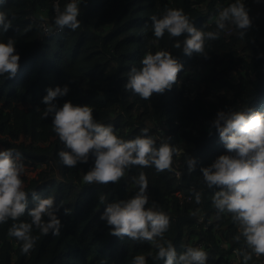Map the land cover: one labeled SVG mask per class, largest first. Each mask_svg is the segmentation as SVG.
<instances>
[{
	"label": "trees",
	"instance_id": "1",
	"mask_svg": "<svg viewBox=\"0 0 264 264\" xmlns=\"http://www.w3.org/2000/svg\"><path fill=\"white\" fill-rule=\"evenodd\" d=\"M55 1L61 9L67 3L0 0V13L12 22L7 32L0 29V42L13 38L21 57L14 78L0 76V132L4 133L0 148L15 149L23 165L40 168L33 176L21 177L28 193V209L35 207L33 192L41 198H53L63 227L58 236L51 232L42 235L33 228V236L39 238L29 253H23L21 242L8 235L12 221L0 224V264H132L137 255L145 256L147 264H164L163 260H153L157 250L151 243L110 235L106 222L100 219L107 204L135 195L138 188L132 177L140 172L148 180L146 207L155 204L157 211L169 216L163 239L171 242L178 255L189 246L200 247L207 253L206 264H228V258L235 254V264H245L242 253L250 249L242 236L235 239L239 231L231 214L219 213L213 206L212 196L220 189L207 187L201 169L221 155L232 154L214 126L218 112L264 113V14L253 17L254 0L243 2L252 21L244 37L229 24L231 33L226 28L220 31L219 39L206 40V56H189L182 47L175 48L184 36L171 38L165 33L157 39L151 17H161L169 8L182 9L198 30L216 32L219 9L235 0H80V27L45 35L41 20L46 18L55 25ZM161 50L183 65L177 83L150 100L125 90L131 68H140L146 53ZM192 62L201 64L204 73L191 86L179 87ZM65 85L68 94L54 102L91 106L95 120L111 126L124 140L134 139L147 127L157 146L166 142L176 148L172 171L134 166L119 183H84L82 177L94 159L74 168L64 166L58 157L64 145L53 131V115L44 117L47 106L42 100L47 89ZM212 88L216 90L211 92ZM190 158L196 160L191 173ZM197 192L201 194L199 204L195 201ZM64 208L71 214L66 216ZM199 216L205 219L200 225ZM20 220L30 222L27 209ZM247 264H264V256L252 254Z\"/></svg>",
	"mask_w": 264,
	"mask_h": 264
},
{
	"label": "clouds",
	"instance_id": "2",
	"mask_svg": "<svg viewBox=\"0 0 264 264\" xmlns=\"http://www.w3.org/2000/svg\"><path fill=\"white\" fill-rule=\"evenodd\" d=\"M54 24L59 29L69 28L75 31L80 27L79 0H69L63 7L55 5ZM152 30L157 39L165 33L171 38L184 36V40L174 44L183 48L186 55L197 53L206 56V40L219 39L220 31L229 24L235 25L241 38L245 30L251 27V19L243 0H235L229 6L218 11L215 17L216 32L198 30L182 9L169 8L161 17L153 15ZM12 26L11 20L0 13V29L7 32ZM50 33L51 28L45 27ZM21 57L16 51L15 41L8 38L0 42V76L14 78L19 70ZM141 67H133L128 73L125 90L131 91L143 100H150L156 94H163L177 83L178 73L183 65L171 53L165 50L155 54L148 52L140 61ZM69 88L65 85L47 89L42 103L47 107L44 117L53 115V131L64 145L59 151L60 162L74 168L78 163L87 164L94 159L93 166L83 175L86 184H113L125 176L126 170L138 166L155 167L158 172L172 171L174 154L178 150L171 144L155 140L148 135L149 128L141 130V135L124 140L118 137L111 126L97 122L93 108L89 105H74L71 101L57 107L54 101L66 96ZM220 139L231 155H221L214 163L201 169L204 183L209 189L219 188L212 196L213 206L219 213L231 214L238 226L239 240L242 236L250 252L242 253L245 264L252 258L264 256V113L250 111H220L214 121ZM188 170H195L196 160L187 161ZM24 165L20 153L15 149L0 150V224L12 221L8 235L21 242V251L29 253L39 237L33 236V228L42 235L58 236L63 227L57 213L60 208L54 206L53 198H41L32 193L35 207L28 209V193L24 191ZM138 191L129 199L107 204L100 216L110 229V235L123 239L147 241L156 251L154 261L164 264H206L207 253L200 247H187L179 255L170 241L163 239L170 225L169 216L157 211L155 204H149L147 195L148 180L144 172L132 177ZM195 201L201 203V194L195 193ZM103 203V197H101ZM30 222L20 218L25 214ZM64 214L70 215L64 208ZM193 212L192 215H197ZM45 217L47 219H45ZM132 264H147L143 255L133 258Z\"/></svg>",
	"mask_w": 264,
	"mask_h": 264
},
{
	"label": "built area",
	"instance_id": "3",
	"mask_svg": "<svg viewBox=\"0 0 264 264\" xmlns=\"http://www.w3.org/2000/svg\"><path fill=\"white\" fill-rule=\"evenodd\" d=\"M80 1V0H79ZM246 0H243V2H245ZM69 2V0H67V3ZM58 4V1H55L54 2V12H55V5ZM224 7H221L220 9H222ZM219 9V10H220ZM218 14V13H217ZM41 27L43 29V33L45 35H50V34H56V33H60L61 31H63V29H59L57 28L55 25H51L50 24V21L46 18H43L41 20ZM45 27H48V28H51V32L48 33L46 32L44 29ZM232 32V29L231 28H228L227 27V33H231ZM205 71V68L199 64L198 62H192L190 63V65L187 67L186 71H185V75L179 80L178 82V86L179 87H182V86H191L192 83L194 82V80L200 76L202 73H204ZM212 91H215L216 89L215 88H212L211 89ZM176 175H179V170L178 169H174ZM178 195L180 196L181 193L178 192ZM203 222H205V219L202 217V216H199L197 217V223L200 225L202 224ZM207 224H205L206 226ZM235 252V250L233 251ZM236 258H237V254H235L233 257H229L228 258V264H235L236 262ZM220 264H226L225 261H222Z\"/></svg>",
	"mask_w": 264,
	"mask_h": 264
},
{
	"label": "rangeland",
	"instance_id": "4",
	"mask_svg": "<svg viewBox=\"0 0 264 264\" xmlns=\"http://www.w3.org/2000/svg\"><path fill=\"white\" fill-rule=\"evenodd\" d=\"M252 11H253V17H258V16L263 15L264 14V0H254L252 2ZM210 91L212 92V90H210ZM54 103L57 105V107H62V104L59 101H56ZM0 135H4V133L0 132ZM1 149L2 148H0V150ZM39 169L40 168H38V169L33 168V166L30 164L24 165V174L23 175L27 176V177L33 176L39 171ZM177 195H178V193H177Z\"/></svg>",
	"mask_w": 264,
	"mask_h": 264
}]
</instances>
